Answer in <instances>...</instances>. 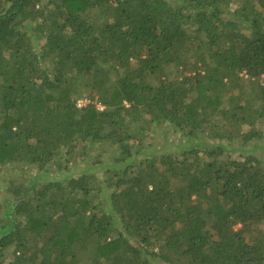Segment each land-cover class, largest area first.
I'll return each instance as SVG.
<instances>
[{
	"label": "trees",
	"instance_id": "trees-1",
	"mask_svg": "<svg viewBox=\"0 0 264 264\" xmlns=\"http://www.w3.org/2000/svg\"><path fill=\"white\" fill-rule=\"evenodd\" d=\"M261 119L264 0H0V264H264Z\"/></svg>",
	"mask_w": 264,
	"mask_h": 264
},
{
	"label": "rangeland",
	"instance_id": "rangeland-1",
	"mask_svg": "<svg viewBox=\"0 0 264 264\" xmlns=\"http://www.w3.org/2000/svg\"><path fill=\"white\" fill-rule=\"evenodd\" d=\"M88 101V98H81L78 100V105H84V103H87ZM257 127L264 132V119H261L257 122ZM163 131L165 132V134L163 133ZM165 135L169 136L167 140H165ZM181 139L182 136L180 133L173 132L172 128L164 126V129L162 131L155 132L152 138L147 140L145 145L148 149L149 147L153 146V149L161 150V148H163L166 144H171L172 142L178 143ZM259 144L264 145V139L259 141ZM101 149L95 148V150H93L92 152L94 156L92 155L90 158H85V156L82 157V155L76 156L71 163H68L65 159V156L60 154L54 161L50 162L46 166L44 175H47L46 177L53 178L56 175H64L66 173H69V171L74 173L75 175H78L82 169L87 167V165L97 163V159L100 158L102 161H99V164H97L98 172H94L96 174H94L93 176V183H100L103 178L102 171H106V167H112L116 162V150L115 148H113V146L107 145L104 150L101 151ZM254 153L264 158V148H258L254 151ZM40 171L41 170L38 167L25 165L24 163L11 164L2 168V171L0 173V200L2 202H6L7 199H11L13 197L14 194L9 189L12 181L17 182L21 180L24 181L25 179H30L36 174L40 173ZM106 176H108V178H106V180H108L109 174L106 173ZM44 182L45 180L39 181L40 184ZM13 255L14 247H10L5 251V262H9L12 259Z\"/></svg>",
	"mask_w": 264,
	"mask_h": 264
},
{
	"label": "built area",
	"instance_id": "built-area-1",
	"mask_svg": "<svg viewBox=\"0 0 264 264\" xmlns=\"http://www.w3.org/2000/svg\"><path fill=\"white\" fill-rule=\"evenodd\" d=\"M84 104H86V103H84ZM82 105H83V104H82ZM82 105H80V106H82ZM98 107L103 108V106H101L100 104L98 105Z\"/></svg>",
	"mask_w": 264,
	"mask_h": 264
}]
</instances>
